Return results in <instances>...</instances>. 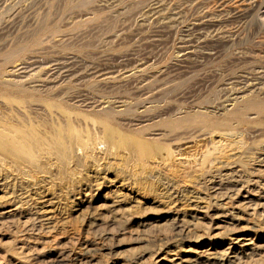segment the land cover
<instances>
[{
	"label": "rangeland",
	"instance_id": "374dc122",
	"mask_svg": "<svg viewBox=\"0 0 264 264\" xmlns=\"http://www.w3.org/2000/svg\"><path fill=\"white\" fill-rule=\"evenodd\" d=\"M240 1L0 0V196L49 216L42 230L28 214L5 222L2 248L33 237L54 264L148 262L186 237L193 193L212 204L233 186L221 164L264 184L249 172L264 156V83L226 105L250 78L264 82V0ZM261 207L240 225L264 235Z\"/></svg>",
	"mask_w": 264,
	"mask_h": 264
},
{
	"label": "bare ground",
	"instance_id": "6f19581e",
	"mask_svg": "<svg viewBox=\"0 0 264 264\" xmlns=\"http://www.w3.org/2000/svg\"><path fill=\"white\" fill-rule=\"evenodd\" d=\"M243 1H245V0H242V2ZM243 3H245V2H243ZM254 3H257V2H254ZM243 5L245 7L251 6V4H248V3L243 4ZM205 20H206V18H205ZM201 23H202V21H201ZM197 25H198V23H197ZM205 25H206V22H205ZM200 30H199V32H200ZM201 35H202V33H201ZM199 38H200V40H202L201 36ZM36 40L37 39H35V41ZM39 42H40V40H39ZM185 42H187V41H185ZM36 44L40 45L39 43H36ZM191 48H192V45L189 44L188 42H187V44L184 45L183 49H181L178 53L179 56L181 57V60L186 59L187 54L191 53V51H192ZM24 62H22V60H21L20 63H18L15 67H13L14 70L11 72L15 71L14 73L17 74L19 70H23L22 68H23V66H25L24 64H26ZM30 64H29V66H30ZM67 70H68V68H67ZM19 72H21V71H19ZM99 72L100 71H98V73ZM51 73H52V71H51ZM103 73H104V75H107L110 72L105 70V72H103ZM110 74H112V73H110ZM123 74H125V73H123ZM55 75H56V73H55ZM125 75H127V74H125ZM110 76H105V77H110ZM256 76H258V75H255V78H250L251 80H248L245 83H243L241 85V88L238 87L239 89H237V90L233 89L234 90L233 95H232V97L226 99L229 101L228 103H226V105L227 106L232 105L231 106V108H232L233 105L237 102H241L243 104L245 102L244 101V98H245L244 93L246 91H251V93L253 90H254V92H255V90L257 91V88L261 87V86L260 87H258V86L263 85L264 82H262V80L259 79V77H261L262 75L259 77H256ZM105 77H103L101 79H104ZM246 103H247V101H246ZM242 104H241V106H242ZM234 111H233L234 112L233 114L238 113L237 110H234ZM137 147H139V146H137ZM255 166H257V167L256 168L253 167L252 171H249L251 173V175H263L264 176V156L257 158ZM258 167H260V169ZM217 168L218 169L216 172L223 173L222 175H227L228 181L233 183L232 184L233 186H231L230 188L227 187L226 188L227 192L224 190L225 192H223L222 194H218L217 195L218 198H216L217 201H214L213 203L211 202L212 204H204V202L201 200V199H204L203 196L201 198V196L197 195L198 193L196 194V193L192 192L193 194L190 196V199H189V206L187 205L188 207L186 208L185 212L180 213V215L182 216L181 218H183L182 219V225H181L183 229H180L181 233L180 232L179 233L180 234H183V233L186 234V237L185 238L182 237L183 238L182 240L181 239H173L172 241L166 243L165 246H163L161 249H159L158 252H155L152 255L150 261L148 260V262L145 261L144 254L141 253V254H138L137 256L135 255V256H132L131 258H126L125 259L126 264H264V244H262L264 235H260L258 232H256V230L254 231L252 228H250L251 226L249 227V226H245V225L244 226L240 225V224H242V222L244 220H246L247 216H249L250 214H254L257 211H259V208L264 204V188H263L264 184H260L257 181V183H259V185L254 186L252 184L256 183V180H254L255 181L254 182L253 179H252V181H250L251 179L250 180L246 179L247 181L241 180V181H239V183H237V181H238V177L236 179L237 174L235 175V177L230 176V175H233L237 172H241V169L239 167H237L236 165H232L231 163L221 164ZM239 174H238V176H239ZM205 175H208L206 178L207 181L211 182L215 179L216 173L214 171H211L210 173H207ZM0 180H2V179L0 178ZM216 180H217V178H216ZM223 180H221V181H223ZM225 181H227V180H225ZM106 183L109 184V187H117V186L119 187L121 185V183L115 179H109L106 181ZM216 183H217V181H216ZM216 183H215V185H216ZM0 184H1V182H0ZM88 186H90V185H88ZM91 186H93L94 188L95 187L97 188L98 185H97V183H95V185L91 184ZM216 187H218V186H216ZM92 188H90V191ZM214 188H212V190H214ZM1 190H3V189H1ZM168 190H170V189H168ZM170 192H172V191H170ZM12 193H14V192L12 191ZM216 193H218V192H216ZM8 194H7V196H9ZM13 195H15V194H13ZM169 196H171V195H169ZM213 196L216 197V195H213ZM188 198H189V196H188ZM10 199H11L10 196H9V198L7 197L6 199H4V198H2V196H0V237L5 235V233L2 231V227H4L3 225L5 222H9V221H13V220L17 221L18 219L20 220L21 218L25 217L27 214L29 215V216L27 215V218H33L38 222L39 226H37V228L40 227V229L42 230L45 227H47V225L49 223V221H48L49 216L46 215L47 211H43L42 209L33 208V207L27 208L25 205H24V207H26V208H24L21 205L14 202L16 197H15L14 201L10 200ZM173 199L175 200V198H173ZM121 200H122L121 195L116 194L112 198V203L117 204V203L121 202ZM176 201H179V199ZM164 203H166V202H164ZM205 203H207V202L205 201ZM208 203H209V201H208ZM166 204H164L165 209H162V211L163 210H165V212H167V211L173 212L174 211V212H177V214H178V211H177V209H175L176 207L173 205V202L172 203H166ZM174 204H176V203H174ZM49 205H50V203H49ZM179 209H180V207H179ZM259 215H260V213H259ZM175 219H176V217H175ZM205 219H209V221H210L209 225L212 226V228L215 231V234L209 235L208 233H206V232H209V231H207L209 226L207 225L208 227L207 226L204 227L202 225V222ZM263 219H264V216H263ZM24 220L23 221L21 220L22 221L21 223L23 226V227L21 226V230L23 229L26 231V228H25L26 221H24ZM29 220L32 221L31 219H29ZM96 223H97V221H96ZM236 224L240 225V226L233 228V226ZM95 226H97V225H95ZM212 228H210V229H212ZM222 228H225L226 230L223 231V230H221ZM178 231L179 230H177V232ZM20 232H22V231H19L18 235H20ZM39 232H40V230H39ZM188 234H191V235L188 236ZM181 236H183V235H180L179 237H181ZM179 237H177V238H179ZM16 238H19V236ZM23 238H25V237H23ZM32 238L33 237L27 238L28 240L26 239L27 241L25 240V242H24V239L23 240L20 238L16 239L17 242L19 243V245L17 246L14 244V246H13L14 248H12V249H4V248H2V246H4V245L0 244V264H54V263H56L58 260L57 259L58 254L55 256V255L51 254L52 253L51 251L42 252V250H39L40 248L37 249L39 242L35 239H32ZM16 240H14V243L16 242ZM182 241L187 242V245L183 244L184 242H182ZM152 261H153V263H152Z\"/></svg>",
	"mask_w": 264,
	"mask_h": 264
}]
</instances>
